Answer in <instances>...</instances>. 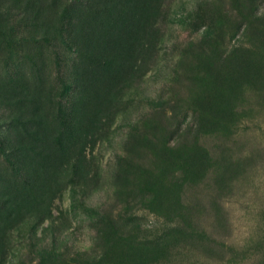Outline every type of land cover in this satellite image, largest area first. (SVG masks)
I'll use <instances>...</instances> for the list:
<instances>
[{"label": "rangeland", "instance_id": "rangeland-1", "mask_svg": "<svg viewBox=\"0 0 264 264\" xmlns=\"http://www.w3.org/2000/svg\"><path fill=\"white\" fill-rule=\"evenodd\" d=\"M0 264H264V0H0Z\"/></svg>", "mask_w": 264, "mask_h": 264}]
</instances>
